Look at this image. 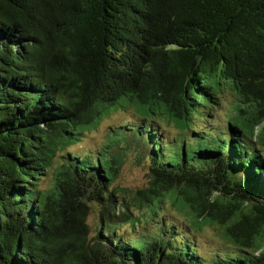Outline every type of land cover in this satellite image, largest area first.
<instances>
[{"label":"trees","instance_id":"trees-1","mask_svg":"<svg viewBox=\"0 0 264 264\" xmlns=\"http://www.w3.org/2000/svg\"><path fill=\"white\" fill-rule=\"evenodd\" d=\"M129 151L150 181L127 201ZM167 201L186 220L119 233ZM0 264H264V0H0Z\"/></svg>","mask_w":264,"mask_h":264},{"label":"rangeland","instance_id":"rangeland-1","mask_svg":"<svg viewBox=\"0 0 264 264\" xmlns=\"http://www.w3.org/2000/svg\"><path fill=\"white\" fill-rule=\"evenodd\" d=\"M222 106L216 113L217 123L222 126L227 125V120L229 117L234 116L236 111V101L232 94H225L221 98ZM128 116L123 112L116 113L110 118L103 120L101 125L97 130L89 133L88 136L84 138L82 142L73 145L70 150L75 153H84L88 150H98L107 141V137L112 128L117 127L127 121ZM165 126V124H163ZM170 135L176 132L174 126L167 127ZM126 158V159H125ZM124 158V165L121 171V176L115 183V186L119 189V195L125 197L127 201L130 197L140 189L146 188L150 181L148 164L146 161L139 162V156L133 151H129L127 157ZM58 162V160H57ZM51 184L49 178L41 183V187L45 188ZM101 207L97 204L92 206V212L89 217V225L91 228V236L95 237L98 233L100 223H101ZM133 211L135 212V229L132 231L130 226L121 225L119 227V233L123 234L124 237L129 238H141L144 236H151L157 233V228L159 224L164 220L166 223L172 221L178 222V220H186L183 213L178 212V210L171 205V203L165 204L162 207H143V210L138 211V207L133 206ZM173 215L172 216H167ZM177 217V219H175ZM102 222L103 226L106 225ZM196 242L199 245L201 253H203L207 258H212L215 254L221 253L223 250V240L220 238L218 232L211 228H206L199 238L196 237Z\"/></svg>","mask_w":264,"mask_h":264}]
</instances>
